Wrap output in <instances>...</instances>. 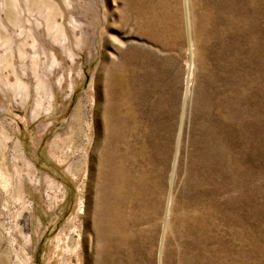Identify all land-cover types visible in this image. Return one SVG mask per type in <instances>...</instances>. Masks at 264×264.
Segmentation results:
<instances>
[{
	"label": "rangeland",
	"instance_id": "obj_1",
	"mask_svg": "<svg viewBox=\"0 0 264 264\" xmlns=\"http://www.w3.org/2000/svg\"><path fill=\"white\" fill-rule=\"evenodd\" d=\"M0 264H264V0H0Z\"/></svg>",
	"mask_w": 264,
	"mask_h": 264
},
{
	"label": "bare ground",
	"instance_id": "obj_2",
	"mask_svg": "<svg viewBox=\"0 0 264 264\" xmlns=\"http://www.w3.org/2000/svg\"><path fill=\"white\" fill-rule=\"evenodd\" d=\"M19 93V92H18ZM81 112V108L77 110V113L73 116L72 122L74 125H78V123L80 122V120L78 119V116ZM81 124V122L79 123ZM164 224V223H163ZM168 226V225H167ZM166 229V228H165ZM165 233V232H164Z\"/></svg>",
	"mask_w": 264,
	"mask_h": 264
}]
</instances>
